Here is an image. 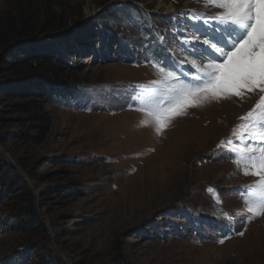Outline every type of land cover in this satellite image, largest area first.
I'll return each instance as SVG.
<instances>
[{
  "label": "rangeland",
  "instance_id": "rangeland-1",
  "mask_svg": "<svg viewBox=\"0 0 264 264\" xmlns=\"http://www.w3.org/2000/svg\"><path fill=\"white\" fill-rule=\"evenodd\" d=\"M69 1L80 15L67 33L94 41L70 57L71 68L61 65L73 94L43 108L42 128L19 107L28 90L8 91L25 83L0 64V159L9 165L0 176L24 186L0 196V264L49 255L55 264H264V215L242 219L241 193L256 178L217 147L259 94L189 108L160 135L130 107L135 86L158 78L149 58L183 59L182 40L200 22L188 16L218 10L197 0ZM110 42L116 53L101 49ZM28 208L42 227L15 229L30 221L13 214Z\"/></svg>",
  "mask_w": 264,
  "mask_h": 264
},
{
  "label": "snow or ice",
  "instance_id": "snow-or-ice-1",
  "mask_svg": "<svg viewBox=\"0 0 264 264\" xmlns=\"http://www.w3.org/2000/svg\"><path fill=\"white\" fill-rule=\"evenodd\" d=\"M197 2L218 11L211 17L203 13L188 16L190 20H202L203 25L193 23L191 34L182 41L183 59L149 58L158 78L147 89L135 86L137 91L130 107L146 117L142 126L151 124L155 134L160 135L175 118L186 115L189 108L258 93L253 108L239 117L241 123L217 146L226 148L229 159L243 175L256 178L241 193L249 213L242 219L249 223L264 215V0ZM209 20L214 22L210 33ZM201 36L205 38L201 40ZM183 64H190L195 74L182 71ZM209 192L214 190L210 188ZM221 215L231 219L228 213ZM237 234L243 236L244 232ZM229 238L230 235H224L218 243Z\"/></svg>",
  "mask_w": 264,
  "mask_h": 264
},
{
  "label": "trees",
  "instance_id": "trees-1",
  "mask_svg": "<svg viewBox=\"0 0 264 264\" xmlns=\"http://www.w3.org/2000/svg\"><path fill=\"white\" fill-rule=\"evenodd\" d=\"M79 15L80 8L69 0H5V8L0 13V64L6 74L15 77V82L25 83L23 88H8V91L28 90L23 94L29 100L19 107L30 114V120L38 123L37 128H42L39 124L49 122L48 115L43 112L46 105L73 94L68 89L70 82H64L60 77L64 76L68 69L66 67L71 68L75 64L70 57L84 54L88 43L94 41L90 35L79 39L67 33L71 21ZM103 45L101 49L117 52L115 43ZM8 166L0 159L1 169ZM11 174L3 173L0 176V188H3L0 196L13 189L24 190V186H19L20 179L11 180ZM23 197L24 193L18 195V198ZM13 216L18 219L25 216L30 221L18 224L15 227L17 230L32 232L42 227L34 226L38 220L31 208L14 213ZM57 261L58 258L49 255L42 264H55Z\"/></svg>",
  "mask_w": 264,
  "mask_h": 264
},
{
  "label": "bare ground",
  "instance_id": "bare-ground-1",
  "mask_svg": "<svg viewBox=\"0 0 264 264\" xmlns=\"http://www.w3.org/2000/svg\"><path fill=\"white\" fill-rule=\"evenodd\" d=\"M209 21H210V22H213V21H211V20H209ZM210 22H208V26H207V27H208V30H209V33L211 32L212 25L214 24V22H213V24L210 23ZM197 23L203 25V21H202V20H201L200 22H197ZM186 27H188V31L191 30V27H190V26L187 25ZM182 37H183V36H182ZM183 38H184V37H183ZM202 39H204V38H201V40H202ZM182 41H183V40H182ZM195 43L199 45L200 42H199V41H196ZM201 46H202V45H201ZM197 62L200 63L199 61H197ZM183 65H184V64H183ZM190 66H191V65H190ZM183 67H184V66L181 67L182 70L184 69ZM190 69H191L192 72H188V73H189L190 75H191V74H195V69L192 68V67H190Z\"/></svg>",
  "mask_w": 264,
  "mask_h": 264
}]
</instances>
